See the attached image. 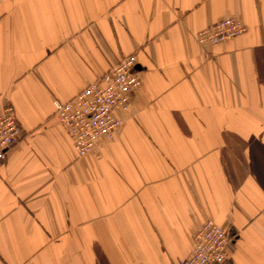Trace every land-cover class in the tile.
Instances as JSON below:
<instances>
[{
  "label": "crops",
  "instance_id": "obj_1",
  "mask_svg": "<svg viewBox=\"0 0 264 264\" xmlns=\"http://www.w3.org/2000/svg\"><path fill=\"white\" fill-rule=\"evenodd\" d=\"M226 17L246 32L195 34ZM134 54L142 87L79 157L54 115ZM0 264H177L213 219L264 264V0H0Z\"/></svg>",
  "mask_w": 264,
  "mask_h": 264
},
{
  "label": "built area",
  "instance_id": "obj_2",
  "mask_svg": "<svg viewBox=\"0 0 264 264\" xmlns=\"http://www.w3.org/2000/svg\"><path fill=\"white\" fill-rule=\"evenodd\" d=\"M246 30L238 18L226 17L196 32L195 38L202 45L217 44ZM135 62L134 54L124 55L75 97L53 101L54 115L79 157L94 151L103 140L113 139L121 127L120 114L129 112L135 93L142 87L141 77L134 71ZM21 137L14 107L6 105L0 111V165ZM193 238L192 253L177 264H233L229 257L230 235L213 219L204 221Z\"/></svg>",
  "mask_w": 264,
  "mask_h": 264
}]
</instances>
